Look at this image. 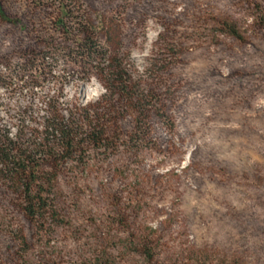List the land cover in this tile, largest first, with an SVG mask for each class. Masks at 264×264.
Here are the masks:
<instances>
[{
	"label": "rangeland",
	"instance_id": "374dc122",
	"mask_svg": "<svg viewBox=\"0 0 264 264\" xmlns=\"http://www.w3.org/2000/svg\"><path fill=\"white\" fill-rule=\"evenodd\" d=\"M85 110L109 145L44 161L55 219L0 175V264H264V0H0V135Z\"/></svg>",
	"mask_w": 264,
	"mask_h": 264
},
{
	"label": "trees",
	"instance_id": "16d2710c",
	"mask_svg": "<svg viewBox=\"0 0 264 264\" xmlns=\"http://www.w3.org/2000/svg\"><path fill=\"white\" fill-rule=\"evenodd\" d=\"M228 35L235 37L230 32ZM83 41L80 47L86 56L93 58L102 54L97 50L96 40L91 34L87 33ZM109 67L113 70L105 86L109 95L113 96L118 92L128 94L124 71L120 68L119 61L114 60ZM86 111L82 117L86 122L85 129L83 125H69L54 117L47 122L45 139L31 146H22L18 141L0 135V175L19 196L22 213L29 220L57 217L51 196L55 176L42 170L46 159L60 164L61 160L76 153L75 145L85 142L95 148L108 147V137L100 122L105 113L102 117L98 113L89 114ZM76 137L78 141L74 144Z\"/></svg>",
	"mask_w": 264,
	"mask_h": 264
}]
</instances>
